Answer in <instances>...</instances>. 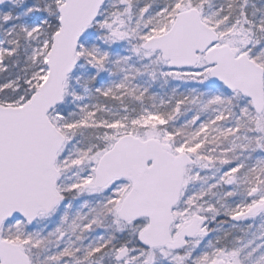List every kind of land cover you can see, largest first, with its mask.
<instances>
[{
	"label": "snow or ice",
	"instance_id": "obj_1",
	"mask_svg": "<svg viewBox=\"0 0 264 264\" xmlns=\"http://www.w3.org/2000/svg\"><path fill=\"white\" fill-rule=\"evenodd\" d=\"M0 264H264V0H0Z\"/></svg>",
	"mask_w": 264,
	"mask_h": 264
}]
</instances>
